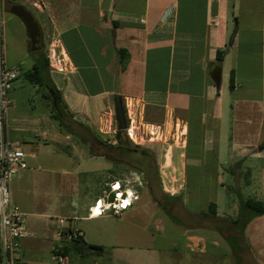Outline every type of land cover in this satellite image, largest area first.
<instances>
[{
    "label": "crops",
    "instance_id": "crops-1",
    "mask_svg": "<svg viewBox=\"0 0 264 264\" xmlns=\"http://www.w3.org/2000/svg\"><path fill=\"white\" fill-rule=\"evenodd\" d=\"M21 1L31 7L40 29L51 39L61 69L57 63L53 66L62 70L52 71L51 80L61 91L74 120L106 134L100 127L114 115L118 57V95L127 121L130 119L138 126H131L133 130L177 129L184 134L186 141L180 148L185 158L175 165L178 181L186 182L188 168H196L198 183L216 185L219 192L218 186L229 177L234 183L243 184V190L253 185L251 193L255 196L250 198L264 203V0ZM212 17H218L217 25L212 24ZM230 20L235 21L236 32H232ZM240 31L244 38L237 41ZM245 35L258 41L259 49L246 44L244 55H260L258 68L262 74L260 84L248 87L246 93L234 64ZM218 51L223 55L221 63L216 61ZM191 133L200 136L199 147L194 151L189 149ZM27 168L16 174L9 185L12 201L27 214V228L31 232V237L21 242L24 264L31 260L46 264L55 248L67 249L63 251L67 264H164L163 250L155 246L156 241L140 243L138 239L140 225L160 222L154 209L144 211L138 206L128 211L125 217L131 221L141 217L134 232H118V228L112 231L105 228L99 217L87 216L88 229L82 231L73 223L75 198L67 204L63 216L52 218L35 210L39 206L50 208V204L42 202L50 177H37ZM96 172L90 168L85 173ZM46 174L52 175V170ZM238 188L236 193L240 192ZM166 192L158 193L160 198L157 193H150L149 198L164 200L156 210L167 211L173 220L170 202L183 199L185 206L190 199L187 200V193L182 198ZM29 199L30 206L25 207L24 201ZM213 203L215 215L208 212V205L193 214L184 207L179 221L191 225L188 218L193 216L200 220L194 224L196 227L210 229L226 220L218 211L219 204ZM56 204L65 206L63 202ZM246 227L253 229L250 233L255 235L253 241L264 259V215L253 218ZM67 228L81 232L83 247L73 248ZM186 241L185 249H203L200 236L187 237ZM87 245L103 247L104 252L94 257L88 254Z\"/></svg>",
    "mask_w": 264,
    "mask_h": 264
},
{
    "label": "rangeland",
    "instance_id": "rangeland-1",
    "mask_svg": "<svg viewBox=\"0 0 264 264\" xmlns=\"http://www.w3.org/2000/svg\"><path fill=\"white\" fill-rule=\"evenodd\" d=\"M14 5L22 6L33 16L35 21H37V16L31 7L24 5L21 0H0V37L5 63L7 66L18 67L21 71L19 77L12 81L7 89V98L10 101L6 113L9 138L21 142V150L26 154L25 162L28 170L37 177H50L46 198L42 200L45 202L43 204H50V208L43 209L42 206H39L35 210L50 215L52 218L63 216L68 208L67 204H70L71 200L75 198L74 216L76 221L73 223L76 228L78 226L77 229L85 231L88 229L85 219L90 212L89 208L97 198H102L104 191L131 186L138 194L139 201L125 209L121 218L108 211L98 216V220L105 223V228H112V231L118 228V232L119 229L125 232H134L137 221L141 220V217L131 221L125 217L128 211L138 206L144 211L154 209L158 213L156 217L160 222H156L155 225L152 223L147 227L140 225L137 228L138 239L140 243L156 241L155 246L163 250L161 260L164 264H264V259L260 256L256 246L257 242L253 241L255 235L250 233L253 229L249 230L246 227L248 223L244 225L232 223L236 218V207L240 198V196L237 197V194L242 193L241 198L243 199L247 196L254 197L255 195L251 193L253 185L243 190V184L234 183L231 178L227 177L226 182L218 186V192L215 188L216 185L200 184L196 181V171L199 170L196 168H188L187 183L184 182V179L178 181L180 178L175 165L178 164L179 159L184 160L185 158V154L182 153L184 150L180 147L186 139L177 129H169L168 132L151 127L133 130L132 127L136 126L137 129L138 126L129 119L127 123L128 136L127 139L122 138V141L126 143L129 140L132 145L147 148L153 157L140 152L120 154L115 149L110 150L109 147L105 148V146L92 143L91 136H94L98 137L106 146L118 145L115 138L117 131L115 113L100 127L106 134L92 128L91 132L86 133L82 129L81 131L77 129V126L73 125L71 121H67L72 127V131L78 133L76 136L82 142L75 136L62 134L58 131L57 125L52 119L51 103L42 98L43 89L30 83L22 74L29 71L38 56V51H31L23 22L10 12ZM230 23L232 32H236L235 21L230 20ZM242 38H244V34L240 31L237 33L236 39L238 41ZM245 39L240 40L239 52L237 56H234V64L237 68V78L241 80L240 82L245 88L243 92L246 93L248 87L254 88L260 84L262 74L258 68L261 64L260 55H244L246 44L248 46L252 44L259 49L258 41L254 38L249 39L246 35ZM39 51H43L48 58L51 77V72L57 70L53 65L57 63L60 66V63L53 52L51 39L43 32L42 49ZM248 72H250V76L247 78ZM133 131L137 132L133 133ZM198 135L192 133L190 135L189 149L191 151L199 147L200 136ZM180 137L181 139H179ZM127 146L132 147L129 144ZM107 152H110L108 153L112 156L110 158L115 160L113 163L104 157H99ZM166 155L169 156V159H166ZM90 168H94L97 172L85 173ZM50 170H52V175L46 174ZM148 177H150L151 183L149 189L145 183ZM237 188L239 193H236ZM166 191L182 198L187 193V200L190 199L185 203V206L183 199L170 202L169 209L174 216L173 220L167 211L156 210L164 203V200L159 199L158 193L162 195V193H167ZM150 193H157L159 198L153 196L150 200ZM30 201V199L24 201V206L29 207ZM66 201L68 203H65ZM209 201L219 204L218 211L226 220L214 224L210 229L196 227L194 224L200 220L193 216L188 218L191 225L179 221V216L184 215L181 211L182 208L185 207L190 214L198 213L199 210L207 208ZM11 202L16 204L12 201V196ZM62 202L64 207H59L56 204ZM142 220L145 221V215ZM207 220L211 219L207 218ZM67 222L71 223L69 220ZM193 235L200 236L204 240L201 243L203 249L201 247L185 249L186 238ZM254 243L255 245H253ZM91 255L94 256V254ZM31 261L29 264H44L39 263L38 260ZM46 264H51L49 259Z\"/></svg>",
    "mask_w": 264,
    "mask_h": 264
},
{
    "label": "built area",
    "instance_id": "built-area-1",
    "mask_svg": "<svg viewBox=\"0 0 264 264\" xmlns=\"http://www.w3.org/2000/svg\"><path fill=\"white\" fill-rule=\"evenodd\" d=\"M211 22L217 25L218 17H212ZM55 71L62 72L59 69ZM20 73V68L6 65L0 37V264H24L20 255L21 242L31 237L27 228V214L11 202L9 189L13 177L27 168L26 154L21 150V142L9 138L6 116L10 104L7 89ZM183 135L181 133L182 137ZM111 194H114L113 200H110ZM138 199V194L131 186L104 191L102 198H97L89 208L88 217H98L108 211L114 216H119ZM59 221L62 222V219ZM66 230L71 241L81 238L79 230ZM50 262L67 264V257L61 249L55 248L50 255Z\"/></svg>",
    "mask_w": 264,
    "mask_h": 264
},
{
    "label": "trees",
    "instance_id": "trees-1",
    "mask_svg": "<svg viewBox=\"0 0 264 264\" xmlns=\"http://www.w3.org/2000/svg\"><path fill=\"white\" fill-rule=\"evenodd\" d=\"M121 52L122 51L120 50L119 51L120 59H122V53ZM37 54H38V56H37L36 60L34 61V63L32 64L31 68L29 69V71L23 72L22 73L23 76L30 83H32V84L38 86L39 88L43 89L44 92L42 93V98L45 100H49L51 103L52 119L56 123L58 131L62 134L75 136V138H77V140H80L82 142V140L78 139V136H76V134L78 135V133L73 132L74 130L72 131V127L69 125L68 122L71 121L73 125L77 126L76 127L77 129H80V131L82 129L86 133L91 132V129L73 119V114L69 111L68 107L66 106V104L62 100L61 91L59 89H57V87L55 86V84L51 80L50 68L48 65V58L46 57V54L43 51H38ZM222 59H223V55L220 51H218L216 53V61L218 63H221ZM233 86H234V71L231 70L230 71L229 88L232 89ZM123 109L125 111L124 105H123ZM91 137H92V143H94V144L96 143L98 146H105V148L109 147V148H111L110 150L115 149V150L119 151L118 153H120V154L131 153V152H133V153L140 152L143 155H149V157H153V155L150 153V151L147 148L139 146V145H132L129 140L126 143L123 142L122 137H121V132L118 130L115 132V138H116L118 145H115V146H112V145L106 146L102 143V141H100V139L98 137H94V136H91ZM128 144L132 147H128L127 146ZM108 153H110V152H107V153L99 155V156L104 157V158L108 159L111 163H113L115 160L110 158L112 156H110ZM149 179H150V177L146 178V181H145L148 189L151 188V185H150L151 183H150ZM113 198H114V194H111L110 200H113ZM169 198L173 199L175 197H169ZM237 207H238L237 216L234 219V221H232L233 224L244 225L245 223H248L253 218L264 215V203L262 201L254 199V198L248 197V198L243 199L240 197L238 199V206ZM215 209H216L215 203L210 202L208 204V212L212 215H215L216 214ZM72 242H73L72 246L75 249H79V248L83 247V245L85 244L80 239L73 240ZM87 247L90 250V252L88 254L100 255L101 253L104 252V248L100 247V246L87 245ZM66 250L67 249H65V248L63 249L64 252Z\"/></svg>",
    "mask_w": 264,
    "mask_h": 264
},
{
    "label": "water",
    "instance_id": "water-1",
    "mask_svg": "<svg viewBox=\"0 0 264 264\" xmlns=\"http://www.w3.org/2000/svg\"><path fill=\"white\" fill-rule=\"evenodd\" d=\"M10 12L15 14L24 24L27 36L30 42L31 51H39L42 49V31L40 26L37 24L33 16L26 11L20 5H14L11 7ZM118 57L116 58L115 65V80H114V88L113 93L115 97V120L117 124V130L121 132V137L126 139L124 135V131L127 129V118L126 112L123 109V102L120 96L118 95V87H117V76H118ZM262 148H264V142L262 143Z\"/></svg>",
    "mask_w": 264,
    "mask_h": 264
},
{
    "label": "flooded vegetation",
    "instance_id": "flooded-vegetation-1",
    "mask_svg": "<svg viewBox=\"0 0 264 264\" xmlns=\"http://www.w3.org/2000/svg\"><path fill=\"white\" fill-rule=\"evenodd\" d=\"M124 135L126 136V139H127V136H128V131H127V129L124 131Z\"/></svg>",
    "mask_w": 264,
    "mask_h": 264
},
{
    "label": "bare ground",
    "instance_id": "bare-ground-1",
    "mask_svg": "<svg viewBox=\"0 0 264 264\" xmlns=\"http://www.w3.org/2000/svg\"><path fill=\"white\" fill-rule=\"evenodd\" d=\"M59 69H60V67L59 66H57ZM167 159H168V156L166 157Z\"/></svg>",
    "mask_w": 264,
    "mask_h": 264
}]
</instances>
